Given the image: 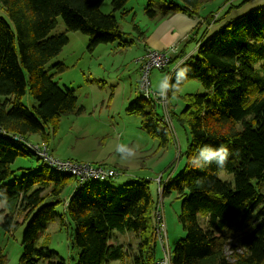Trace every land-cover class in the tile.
Segmentation results:
<instances>
[{"label": "trees", "instance_id": "16d2710c", "mask_svg": "<svg viewBox=\"0 0 264 264\" xmlns=\"http://www.w3.org/2000/svg\"><path fill=\"white\" fill-rule=\"evenodd\" d=\"M103 1L0 0L8 16L0 15V202L4 206L0 224L10 230L27 221L17 264H66L55 258L54 251L36 246L37 238L56 219L64 226L66 219L74 224L69 228V246L78 250L75 264L124 259L127 248L116 241L117 233H131L135 239L132 264H159L161 259L155 215L162 201L152 196L148 180L127 182L123 189L95 188L89 179L79 185L76 176L56 170L25 143L32 134L46 139L47 126L55 128L59 117L79 110L74 90L60 87L48 73L53 66L58 72L65 69L60 62L48 63L68 43L66 31L88 34L89 49L132 37L131 31L122 30L115 14L122 17L128 12V0H111L109 13L101 10ZM152 1L147 0L143 10L156 22L176 12L200 16L185 40L196 41L195 52L175 68L167 93L169 118L188 132L185 165L163 189V196L174 191L181 198L178 220L185 232L169 255L170 264H264V5L219 26L251 0H222L204 17L200 8L214 0H162L156 5ZM57 17L65 31L51 33ZM213 22L219 27L210 33ZM134 27L139 33L134 38L141 40L145 30ZM186 52L182 46L170 57L169 67ZM185 68L188 71L181 76ZM190 79L198 80L204 91L183 95L185 105L175 110L170 99L176 86ZM26 92L36 105L23 103ZM160 106L153 96L141 94L127 110L137 113L141 128L166 145L168 131L160 126L165 124L157 113ZM221 145L231 153L223 167L215 162L205 167L192 163L200 148ZM21 155H35V167H12ZM195 162L205 163L202 157ZM220 171L231 179L222 178ZM58 205L61 213L56 211ZM16 214L23 215L20 222L14 219ZM6 261L0 247V264Z\"/></svg>", "mask_w": 264, "mask_h": 264}, {"label": "rangeland", "instance_id": "374dc122", "mask_svg": "<svg viewBox=\"0 0 264 264\" xmlns=\"http://www.w3.org/2000/svg\"><path fill=\"white\" fill-rule=\"evenodd\" d=\"M162 0H153L156 5ZM222 0H214L204 4L200 8V15L215 9ZM264 0H252L244 4L241 9L234 10L230 15L219 23V26L228 19L243 14L256 7L263 6ZM147 0H128L125 9L128 10L122 17L116 12L122 30L131 31L138 35L137 25L144 34L150 33L154 24L144 13V6ZM101 10L105 13L111 11V0H104ZM216 10V9H215ZM184 14L176 12L174 14ZM0 15L8 19L7 13L0 3ZM187 15V14H186ZM203 16V17H204ZM199 19V17H192ZM219 27L216 22L209 26ZM65 31V24L61 17H57V26L51 33ZM68 43L61 51L54 56L48 66L60 62L65 69L58 72V66L48 69L53 74V79L62 88L72 89L77 96L79 110L59 117L55 128L51 125L45 128L47 138L42 139L40 134H32L29 141L47 145L49 153L55 158L65 161L86 162L101 164L104 167L114 168L117 175L105 179L90 178V186L100 188L104 185H111L123 189L130 181L148 180L152 196L157 200L158 196L162 203H159L161 213L156 210V235L158 239L157 256L163 258L165 254H171L177 240L184 236L185 232L178 220L181 206V198L172 191L163 196L166 181L169 177L180 172L185 165L184 152L188 132L173 118H169L168 96L163 107L157 108V113L167 118L165 127L167 132L166 145L159 144V139L149 135L140 125V116L137 113H129V104L142 93L140 88L141 72L140 63L137 61L145 55V46L141 40L132 37H123L108 43H100L92 49L88 48L89 35L81 31H66ZM141 37V35H140ZM128 44H121V41H129ZM181 50V42H178ZM190 45L193 49L197 47L196 41L184 42L188 53ZM195 51V50H194ZM193 53V52H192ZM166 66L164 69L153 68L149 74L152 91L162 89L166 71L179 67L183 60ZM174 66V67H173ZM169 85V84H168ZM168 88L166 93H168ZM204 91L202 84L196 79H190L180 85L171 102L176 104L178 110L184 104L183 95L189 93H201ZM181 96V98L179 97ZM23 103L28 107L36 105V99L28 92L23 97ZM171 117V116H170ZM126 145L134 149V155L117 152V148ZM36 155V154H35ZM35 155L18 156L12 167L31 166L35 167ZM219 175L224 179H231V175L220 171ZM68 199L65 200V205ZM2 205L3 203L0 202ZM2 209L4 206H2ZM58 213L62 212V205L56 206ZM22 214H16L14 219L19 222ZM1 219V213H0ZM201 224L204 218L200 217ZM1 221V220H0ZM66 226L61 225L60 220L50 222L46 229L36 240L37 247H47L56 253L55 258H63L66 264H75L78 256L77 249H70L69 228L74 224L66 219ZM27 221L19 223L10 230H5L0 224V247L7 256L5 264H17L23 252L22 237ZM116 241L126 245L127 256L124 259H113L103 264H132L131 259L136 242L131 233H117ZM129 243L131 244L129 246ZM227 253L230 252V244L226 245ZM170 257V256H169Z\"/></svg>", "mask_w": 264, "mask_h": 264}, {"label": "built area", "instance_id": "2783aa9c", "mask_svg": "<svg viewBox=\"0 0 264 264\" xmlns=\"http://www.w3.org/2000/svg\"><path fill=\"white\" fill-rule=\"evenodd\" d=\"M179 51V43L173 42L170 43L164 50L148 48L145 52V55L137 60L140 63V88L143 95H145L146 97L153 96L162 107L166 101V91L168 88V84L171 81L172 74L176 67L173 66V69L169 68L166 71L165 79L163 81V87L161 89V91H163L164 93L163 95H161V91L157 93L151 91V81L149 78V74L153 68L164 69V67L169 64L170 57L172 55L178 54ZM166 84L167 88H165ZM163 120L166 122V120L168 119H165L164 116ZM13 139L16 142L19 141L15 136H13ZM25 143L29 147V149L34 152V154L52 165L56 170L62 173H70L76 176L81 181L79 185H81L83 180L85 179H105L107 177H114L118 174L117 171L113 168H105L100 165L86 162L60 160L49 153L47 145L45 146L44 144L33 143L28 140H26ZM161 212V209L158 207L157 213L160 214ZM159 264H170L169 254L163 255V258L159 260Z\"/></svg>", "mask_w": 264, "mask_h": 264}, {"label": "crops", "instance_id": "0c3cea01", "mask_svg": "<svg viewBox=\"0 0 264 264\" xmlns=\"http://www.w3.org/2000/svg\"><path fill=\"white\" fill-rule=\"evenodd\" d=\"M196 21L197 19L193 20L191 16L180 13L163 18L157 22L152 20L154 26L150 33L141 35V41L145 46L144 52L148 48L164 50L170 43L173 42L182 43L187 40V36L190 35ZM216 28V26L213 27L210 30V33L214 32ZM195 48L193 49V46L190 45L188 53H194ZM178 62H180V60ZM2 206L3 204L1 205V208Z\"/></svg>", "mask_w": 264, "mask_h": 264}, {"label": "clouds", "instance_id": "9594fccd", "mask_svg": "<svg viewBox=\"0 0 264 264\" xmlns=\"http://www.w3.org/2000/svg\"><path fill=\"white\" fill-rule=\"evenodd\" d=\"M188 71L187 68L182 69L180 75L183 76ZM165 88H167V84L165 85ZM178 90V85L176 86ZM163 91H161V95H163ZM117 152L121 153L122 155L127 153L128 156L134 155V149H129L126 145H121L117 148ZM231 155L229 149L221 145L219 148L213 149L210 146H204L199 149V156L193 158L192 163L198 167H205L206 165L215 162L218 167H223L227 161L228 157ZM203 158L205 163L199 164L196 163L199 158Z\"/></svg>", "mask_w": 264, "mask_h": 264}]
</instances>
